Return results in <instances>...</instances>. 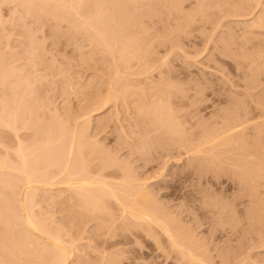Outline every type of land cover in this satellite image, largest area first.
Listing matches in <instances>:
<instances>
[{
    "label": "rangeland",
    "instance_id": "1",
    "mask_svg": "<svg viewBox=\"0 0 264 264\" xmlns=\"http://www.w3.org/2000/svg\"><path fill=\"white\" fill-rule=\"evenodd\" d=\"M44 1L47 0H0V69L2 70L0 71L4 72V78L2 77L4 80L2 83L0 81V103L6 101L5 103L11 108L14 105L19 107L22 104L20 106L21 111H17L18 115L19 111L25 114V110L29 106L31 108L35 107L34 110L38 111H36L38 117H36V114L34 116L37 119L39 118L40 122L32 123L36 118L29 120V124L36 125L35 128L37 129L35 130L45 129L47 126V128H58V122L64 121L65 126L76 127L78 130L84 131L81 142L88 145L93 144V147L96 146L93 150H91L92 148H85V156H88L90 152L92 153V157L88 159L89 164L92 162L96 165L101 162L115 163L112 165H116L113 168L114 170L116 167L122 165L126 167L128 165L130 167L129 169L127 166L128 170L131 171L132 169L131 173L134 174V176L131 175V178L137 177H135L136 181L133 180V182L138 183L141 180L139 182L144 181L145 184L147 181L146 185L142 184L152 191V195L155 193L156 196L151 197H153V200L157 198L159 203L156 199L152 206L156 203L161 204L162 207L158 205L162 208L161 211L168 209L165 214L167 212L172 214L168 213L169 216L174 218L172 221L169 220L171 217L167 214V216L164 215L165 218H169H167L168 224L170 221L173 223L175 220L179 225L176 223V227L174 222L172 226L177 229L178 226L183 227L185 230L182 229L186 233L190 230L195 236L189 234L194 237L191 238L194 240V243H192L195 248L198 247L196 253H201L209 248L205 256H202L205 251L202 252L201 256L205 257L203 259H208L207 261L204 260V263L206 261L212 264H223V261L221 263L220 261L226 258L224 262L227 264L228 258V264H264V214H259L262 215L260 218L257 214L258 218L254 220V224H251L250 220V222L248 221L247 211L250 210L248 208L251 201L244 194V189H242L244 187L239 186V175L237 173L241 168L240 164H249L251 161L253 164H257L256 166H260L262 172H264V166H262L264 165V131L261 132L262 129L259 127H255L256 129L252 127L256 123V119L264 115H260L262 109H264V74L261 71L262 73L259 72L260 74L257 76L258 73H256L264 66V53L263 57L258 58L257 53H259V50L256 48V45L260 44V40L263 38L261 36L264 33V0H179V3L176 0H170V2L173 1L178 5L173 10L168 5L170 3L167 2L168 0H165L167 6L164 5L166 4L164 0L163 3H161V0H118L120 3L117 0H112L114 4L113 2L111 4L107 3L110 7L117 3H119V6H121L120 4L128 5V10H130L132 18L134 17V22L131 21L133 24L136 23V29L139 28L136 32L132 31V33L136 34L137 31H142L141 28L143 29L142 35L139 31L140 33L138 32V35L136 34L133 38L139 41V44L136 43L138 46L134 44V40L132 41L134 46L139 49L137 50L132 46L134 50L131 51L130 48L131 56L127 61L129 65L124 64L119 59L116 52L119 45V43L116 44L117 41H114L115 43L109 41L110 46L115 47H112L115 51L114 54L116 53L114 55L111 48L102 45L100 39L97 38L96 29L90 28L88 22L85 23L80 16L75 14L67 15L65 13H62L65 21L62 19V14V18L59 16V20L58 17L55 19L60 12L55 16H53L54 12L49 14L51 9H48L50 7L46 4H50L51 0L47 1L48 3ZM105 1L101 2L105 3ZM107 2L110 1L107 0ZM158 2L161 3L160 7L157 4ZM43 3L46 5L47 11L45 8L41 9ZM175 3L174 6H176ZM101 6H106V3ZM117 6L115 7L117 8ZM126 6L124 7L126 8ZM102 7L99 8L102 9ZM115 7L114 9H116ZM121 7L118 8L119 12L123 9ZM107 10L110 14L109 7ZM109 16H105V22ZM129 17L131 18V16ZM111 18L108 20L111 21ZM91 19L94 20V15ZM128 19L125 18L126 21H129ZM131 21L129 23H132ZM106 23H109L110 26L114 25L113 22L112 24L108 21ZM86 24L88 25L86 26ZM130 26L133 28H130V30H135L132 24ZM126 27H128L127 23ZM121 29L124 30V28ZM130 30L128 29V33L125 30L124 33H127V35L124 36L128 37L129 35L130 38V34H132ZM122 34L121 36L124 37ZM120 38L117 39L120 41L122 39ZM139 45L141 46L139 47ZM135 49L138 51V55L133 54L136 52ZM261 50L264 52L262 47ZM244 56H252L257 59L258 65H261L259 70H255L258 68L256 66L255 69L248 66L250 64L248 61H244ZM261 70L264 71V67ZM11 83L12 86L14 85V88L11 86L12 89L10 87ZM4 84L5 86H3ZM21 86L23 87L21 88ZM25 92L29 94L27 95ZM18 95L22 97L18 99ZM29 95L30 99L27 98ZM162 97L165 99L163 100L165 103L162 101ZM153 98L156 100H153ZM159 100L162 102L160 103ZM14 101L19 104L13 105ZM152 101H156V103ZM166 101H171V105L169 104L166 107L168 109L172 107L174 109L172 113L176 117L179 115L178 118L183 117L184 121H188L186 124H188V127L190 126V129L193 126L191 133L194 134V137L198 136L199 133L201 134V132L205 134L206 128L208 130L209 128L210 130L213 129V131L216 128L215 131H217L218 127L222 126L223 128L225 124L229 128L227 125L235 121L233 117L240 113L243 116V121L246 118L252 119L256 115L260 116L253 118L252 125L251 123H245L250 127H245L246 125H244V128H242L243 126L240 127L241 130L239 129L240 134L238 135L245 145L236 146L240 147L237 149L234 146L216 148L217 151L206 148L207 151L210 150L211 153H214L210 155L206 151L205 158L198 155V157L196 156L197 159L192 155L187 156L183 149L180 148L182 150L180 152V149L176 148L178 145L174 143V140L177 137L169 135V133L167 135L165 132H163L165 135L162 136V131L153 133L150 130L152 127L146 125V121L150 119L147 118V113L148 117L149 115L153 116V108H157V105L162 103L166 104ZM106 102L107 104H105ZM151 103H153V108H150ZM163 106L166 108L165 105ZM237 107L240 109V113L236 112L235 114V110L239 111ZM243 107L250 111V113L247 111L248 115L244 114L246 110ZM141 108L143 109L140 110ZM151 112L153 114H150ZM85 114H87V117ZM164 114L163 116H165ZM22 116L19 115V117ZM24 116V118L27 117L26 114ZM237 117L239 115L236 116L238 120ZM85 118H89L87 119L89 120L87 127V123H84V127V124H81L86 121ZM261 119L259 121H264ZM26 120L22 119L24 122ZM240 120L238 121L240 122ZM246 120L248 122V119ZM238 121L233 123L237 124ZM20 123L23 122L19 121ZM23 132H20L19 138L21 141L23 139V145L30 146L33 141L37 140L31 133ZM238 135L234 137L236 140L240 139ZM168 136H170L169 138L171 136L175 138L171 140ZM183 136L180 135L179 140H181V137L183 139ZM158 137H161V139H158ZM19 139H16L18 140L16 142L11 132L0 133V140L5 142L9 148H16L17 143L21 142ZM169 140L177 146L172 143L173 147H171ZM166 143L169 145H166ZM243 146H245V151ZM96 149L99 151H96ZM216 153L218 154L216 155ZM1 154L2 150L0 151ZM99 154H101L100 158ZM108 166L110 165L108 164ZM130 181L132 180L130 179ZM262 182L264 183L263 180ZM142 184H137V189H143ZM261 186L259 188L263 187ZM58 187L57 189L56 187L51 189L47 187L46 190L38 191L32 199V207L30 208L33 211L32 215L37 219L39 218L38 220L42 221V223L40 221L42 225L49 227L50 231L57 232L64 240L62 242L72 248L75 262L77 261L80 264H184L189 259L191 263L193 262L189 257L180 258L181 252L179 253L177 248L175 251L177 250L179 257L174 256V250L172 252L168 248L169 239L164 237L165 235L162 237V230L159 229L161 231L159 232L156 227L154 231H158L162 237L159 240L161 247H158L159 244L156 245L157 242L153 243L155 237L159 239L156 236L157 233L150 238L154 239L153 241L148 236L146 241V235L142 234L143 229H146L144 224H133L130 221L131 224L128 226L126 220V226H128L126 229V223L123 221L125 217H122V213L118 212L120 211L119 205L116 207L117 203H113V200L110 201L113 203L111 209H107L110 207L106 205L100 212L97 211L89 215L79 208L80 199L77 200V196L75 197L74 194L73 196L67 190L68 188H65L66 186L60 187L61 189ZM147 187H144L146 192ZM262 189L264 190V188ZM262 189H259L258 192L263 191ZM5 193L7 192L4 190L3 197L0 196V238L2 240L4 234V236H14L15 238H11L13 241L17 237L19 241H27L26 243L23 242L26 244L24 248L26 247L30 252L36 249L40 242L36 241L34 237L30 240L27 239L26 231L16 224L17 218L13 215L20 214L19 199L17 198L14 202L10 194ZM259 193L257 195L261 197L256 196L255 202L253 199V206L256 201L264 200V193ZM17 201L18 205L16 204ZM148 201L152 203V200L149 199ZM126 202L129 203L128 200H125ZM149 205L148 210L155 207L150 208ZM258 205H262L261 208L264 212V205L262 203ZM14 208L17 211L19 210L18 213ZM257 208H260V206ZM144 210L148 211L147 208H144ZM158 210L160 211L159 207L156 211L160 214V219L158 218L159 214H154L156 211L152 214L156 215L155 218L157 217L158 220L162 219L164 221V216H162L164 211L160 213ZM83 212H85V216ZM118 213L121 215H118ZM109 215L114 216L110 217ZM116 216H121L123 223L111 221L113 217L116 219ZM167 221L165 219V222ZM165 222L164 224H167ZM6 223H10L13 229L6 230L4 227ZM114 223L117 224V228ZM150 225L147 226L154 227ZM113 227L115 230H113ZM169 228H171V225H169ZM181 228L178 229L179 232L176 229L178 234H174L179 240L183 239L181 240L183 241L182 245L179 244L180 242L178 244L186 250L192 249L187 247L191 241L188 233L189 237L186 236L187 238L180 239L178 237L179 233L180 235L184 233L183 231L180 232ZM171 229L169 230L171 231ZM110 230L114 233L109 232ZM176 230L172 232L175 233ZM132 231L136 232L135 234L139 232L143 237L134 235ZM107 233L110 236H106ZM148 239L152 242L149 241L150 243H148ZM162 239H164L163 243L166 242L165 244L168 241L167 246L161 243ZM185 242L188 243L185 244ZM7 243L4 242V245ZM170 245L172 247V244ZM202 245L205 249H202ZM200 246L202 251L199 249ZM4 247L3 245L0 246V259L3 262L34 264L32 258L34 260L35 256H30L27 249H23L22 252L24 253H16L14 256L15 261L14 257L13 259L8 255V252L6 253ZM2 251L5 254L1 253ZM168 255L171 256L168 257ZM176 257L179 259H176ZM184 258L186 259L183 262ZM197 258L201 257L198 256ZM189 261H187L188 264H190ZM198 261L200 264L203 262L202 260L201 262ZM194 262L198 264L196 261Z\"/></svg>",
    "mask_w": 264,
    "mask_h": 264
},
{
    "label": "bare ground",
    "instance_id": "2",
    "mask_svg": "<svg viewBox=\"0 0 264 264\" xmlns=\"http://www.w3.org/2000/svg\"><path fill=\"white\" fill-rule=\"evenodd\" d=\"M38 1V0H37ZM48 2L50 1V0H47ZM47 1H44V2H46V3H48ZM101 1H105V0H51L49 3L50 4H46L47 6H49L50 8H48V9H51L50 10V12H49V14H53V12L55 13V14H53V16H55L56 14H58L59 12V15H56V17H55V19L58 17V20L60 19V17L62 18V15L65 13V14H75L76 16H80V18L82 19V20H84L85 21V23H87L88 22V24L91 26H89L90 28H93L97 33L96 34H98V36H97V38H99L100 39V42L102 43V45L103 46H105V47H107V48H111V50H112V52H113V54H114V52L115 51H113L114 49H112V47L113 48H115L114 46H110L111 44H110V42L112 43V42H114V41H117L116 42V44L117 43H119V45H118V51H116L117 52V55H118V57H119V59L124 63V64H128L129 62H127L128 61V58L131 56V51L132 50H134V49H132V46H134V44L135 45H137L138 46V44H139V41H137V40H135V39H133V38H135V35L137 34L138 35V32L140 31H137V33L135 34V33H132V31L133 32H136V30H138V29H136L137 27H135L136 25V23L135 24H133V22H134V20H133V18H132V14L130 13V10H128V5L126 6V5H124V4H120L121 6L123 5V7H121V6H119V3H120V1H118L119 3H117V4H115V5H112V7L114 6H117V8L116 9H114V7L112 8V7H110V5H108V4H111L113 1L112 0H109L110 2H107V0L105 1V3H106V6H104V7H102L101 5H105V3H102ZM158 1V0H157ZM162 1V2H161ZM161 1H159V2H161V3H163L164 1L163 0H161ZM167 1V0H166ZM165 1V2H166ZM173 1H175V0H173ZM173 1H171L172 2V4H171V2H170V0H168L167 2H170V3H168V5L170 6V7H172V10H173V8H177L178 7V5H176L177 3H179L180 1L179 0H176V2L177 3H175V2H173ZM179 1V2H178ZM157 3L158 4V6L159 5H161V3ZM167 2H166V4H164L165 6H167ZM102 3V4H101ZM108 3V4H107ZM174 3H175V5L176 6H174ZM44 4V3H43ZM113 4H114V2H113ZM171 4V5H170ZM39 5L41 6V4L39 3ZM46 5L44 4V5H42L43 6V8H41V9H46V11H47V8H46ZM163 5V4H162ZM174 7H173V6ZM39 6V7H40ZM124 6H126V8L124 7ZM99 7H102V9L101 8H99ZM108 7H109V10H110V14H109V11L107 10L108 9ZM121 7V9L123 8H125L126 10H128V11H126L125 9L123 10L122 9V11H121V9H120V11L121 12H119V9L118 8H120ZM160 7V6H159ZM104 8H107L106 10L104 9ZM110 8H112V9H110ZM131 8V7H130ZM154 8V7H153ZM156 8V7H155ZM175 8V9H176ZM148 9V8H147ZM169 9H171V8H169ZM118 10V12H116ZM132 10V9H131ZM45 11V10H44ZM45 11V12H46ZM106 12V14H104L105 12ZM175 11H177V10H175ZM43 12V11H42ZM57 12V13H56ZM128 14H127V13ZM47 13V12H46ZM63 13V14H62ZM108 13V14H107ZM130 13V14H129ZM49 14H47V15H49ZM62 14V15H61ZM94 15V20H92L91 19V17ZM104 15V16H103ZM111 17H113V18H111ZM116 15V16H115ZM52 16V17H53ZM60 16V17H59ZM105 16H109V17H107V19H106V22L108 21V22H110L111 24H112V22L114 23V25H112V26H110V24L108 25L106 22H105ZM129 16H131V18L129 17ZM116 17H117V20H116ZM128 17H129V19H128ZM112 19L111 21H109L108 19ZM125 18H126V20L128 19L129 21H126L125 20ZM63 20H64V15H63V18H62ZM61 19V20H62ZM138 19V18H137ZM114 20H115V22H114ZM131 20H133V22L131 21ZM139 20V19H138ZM65 21V20H64ZM75 21V20H74ZM125 21H126V23H127V26L129 27H126V23H125ZM132 22V23H129V22ZM56 22V21H55ZM124 22V23H123ZM136 22H138L137 20H136ZM75 23V22H74ZM84 23V22H83ZM128 23H129V25H128ZM88 24H86V26L88 25ZM133 25V27H135V30H130V28L132 27V26H130V25ZM138 24H139V22H138ZM137 24V25H138ZM262 23H261V21H260V25H261ZM125 25V26H124ZM83 26H84V24H83ZM118 26H119V28L121 29V28H124V30L123 29H121V30H123V31H121L119 28H118ZM123 26V27H122ZM139 26H140V24H139ZM138 26V27H139ZM253 26H255V25H253ZM256 26H259V25H257L256 24ZM125 27H126V29H125ZM264 27V26H263ZM130 30V33H132V34H130L131 36H130V38H129V35H128V37L127 36H124V35H127V33L129 32L128 31V29ZM259 28H260V26H259ZM80 29V28H79ZM131 29H133V28H131ZM125 30H127V33H124L125 32ZM141 30L143 31V29L141 28ZM261 30V29H260ZM95 31H94V33H95ZM142 31H140L139 33L142 35ZM122 33H124V34H122L124 37H122L121 36V34ZM261 35V34H260ZM133 36V37H132ZM122 39H121V38ZM131 37H132V39H131ZM138 36H136V38H137ZM139 37H140V35H139ZM138 37V38H139ZM261 37H263L261 40H260V44H257L256 45V48H257V50H259V53H257V57L258 58H261V57H263V51L261 50V47H262V49L264 50V33L262 34V36ZM117 38H120L121 40L119 41ZM140 39V38H139ZM93 40V39H92ZM135 41V43L133 44V42L132 41ZM141 40V39H140ZM110 41V42H109ZM99 42V41H98ZM99 42V43H100ZM138 42V44H136ZM115 43V42H114ZM113 43V44H114ZM116 44H114L115 46H116ZM96 45V44H95ZM99 45V44H98ZM101 45V44H100ZM102 46V47H103ZM141 45H139V47H140ZM135 47V46H134ZM104 48V47H103ZM130 48H131V51H130ZM136 48V47H135ZM117 49V48H116ZM137 50L139 49L138 47L136 48ZM135 49V50H136ZM147 49V48H146ZM136 50V54L135 53H133L134 55H138L137 54V51ZM110 54V53H109ZM116 54V53H115ZM114 54V55H115ZM132 54V55H133ZM112 55V54H111ZM113 55V56H114ZM116 55V56H117ZM142 55V54H141ZM147 55V54H146ZM140 57V56H139ZM256 57V58H257ZM117 58V57H116ZM137 58V57H136ZM147 59V58H146ZM12 61V60H11ZM244 61H248L249 62V64L250 65H248V66H250V67H252L253 69H255L256 67H258L257 69H255L256 71H258L259 70V68L261 67V65H258V63H257V59H255V58H253L252 56H247V57H245L244 56ZM122 63V64H123ZM8 64V63H7ZM123 64V65H124ZM4 65V64H3ZM129 65V64H128ZM128 65H127V67H128ZM258 65V66H257ZM2 66V65H1ZM125 67H126V65H124ZM256 66V67H255ZM260 66V67H259ZM120 67V66H119ZM255 67V68H254ZM264 66H262V68H263ZM261 68V69H262ZM124 69V68H123ZM259 70L258 72H256V73H258L257 74V76L260 74V73H262L263 72V74H264V71L263 70ZM1 70V69H0ZM6 70V69H5ZM21 70V69H20ZM126 70V69H125ZM254 70V71H255ZM2 71V70H1ZM0 71V81H1V83H2V81L4 80L3 78H4V75H3V73L4 72H1ZM118 71H120V70H118ZM253 71V73L254 74H256L255 72ZM262 71V72H261ZM243 72V71H242ZM260 72V73H259ZM5 73H6V71H5ZM9 73V72H8ZM10 74V73H9ZM7 76H8V74H6ZM39 76V75H38ZM120 76V75H119ZM3 77V78H2ZM131 77V76H130ZM139 77V76H138ZM142 77V76H141ZM140 77V78H141ZM253 77H255V76H253ZM9 78V77H8ZM14 78V77H13ZM114 78V77H113ZM6 79V78H5ZM17 79V78H16ZM130 79V78H129ZM9 80V79H8ZM254 80V79H253ZM0 83V84H1ZM4 83H5V81H4ZM16 83V82H15ZM24 83V82H23ZM22 83V84H23ZM257 83V82H256ZM19 84V83H18ZM126 84V83H125ZM17 85V84H16ZM3 86H5V84L3 85ZM12 86V83H11V85H10V87ZM13 88H14V85L12 86ZM12 87H11V89H12ZM19 87V86H18ZM23 86H21V88H22ZM43 87V86H42ZM173 87V86H172ZM17 88V87H16ZM15 88V90H17ZM1 89H2V87H1ZM25 90H27V89H25ZM125 90V89H124ZM19 92H20V90H19ZM23 92V91H22ZM28 92H29V90H28ZM25 93H27V92H25ZM29 93H31V92H29ZM29 93H27V95L29 94ZM36 93V92H35ZM14 94V93H13ZM12 94V95H13ZM24 94V93H23ZM23 94H21V95H23ZM162 94V93H161ZM17 95V94H16ZM20 95V94H19ZM18 95V96H19ZM163 95V94H162ZM164 96V95H163ZM16 97V96H15ZM20 97H22V96H19L18 97V99L20 98ZM10 98V97H9ZM17 98V97H16ZM28 99H30L31 97H30V95L27 97ZM26 98V99H27ZM140 98V97H139ZM163 98V97H162ZM168 98V97H167ZM26 99H24V100H26ZM2 100V99H1ZM13 100V99H12ZM34 100V99H33ZM117 100V99H116ZM153 100H156V99H154L153 98ZM163 100H165L164 98L162 99V101ZM167 100V99H166ZM28 101V100H27ZM36 101V100H35ZM105 101V100H104ZM161 100H159V102L161 103L162 102ZM6 102V101H5ZM3 103V102H1L0 104H1V107H0V133H2V134H5V133H7V132H11V134L13 135V137L15 138V140L16 139H19L20 138V132H23V131H27L28 133H31L32 134V136L33 137H36L37 138V140H35V141H33V143L32 144H30V146H25V145H23V139H22V141H21V139H19V141H21V142H19V144L17 143V147L16 148H9V146H7L6 145V141L4 140V139H2L3 141H5V142H2V140H0L1 141V144H0V149L2 150V154L0 155V196H2L3 194V191L5 190L7 193H9L10 194V197L11 198H13V200H14V202L16 201V199L18 198L19 199V210H20V214H17V215H13V217H15V218H17V223L16 224H18V226L21 228V229H23L24 231H26L25 233H27V234H25L26 235V237H27V239H29L30 240V238H32V237H34L35 239H36V241H38V242H40V243H38V245L35 247L36 249H34L32 246H30L31 248H33L34 250H32V251H30L29 252V250L25 247L24 248V246L26 245V244H24V243H26V242H22V240H20L21 241V243H23V244H21V243H19L20 241L18 240V237H17V239H15V241H13V239H11V238H13V237H11V236H4V231L5 232H7L6 230H8V229H10V228H12L11 227V224L10 223H6L5 225H4V227H5V229L6 230H4L3 231V239L1 240V238H0V246L2 247V245H3V249H5V251H6V253L8 252V255L10 256V257H14L15 256V254L16 253H19V252H21V253H24V252H22V251H24L23 249H27L28 250V252H29V255L31 256L32 255V257H33V255L35 256V258H34V260H33V258H32V261H34V264H78L79 262H75L74 261V258H75V256L73 255V252H72V248L71 247H69L67 244H65V242H62V241H64L63 239H61L62 237L56 232H53V231H50L48 228H47V226H44V225H42L41 223H42V221L41 220H38L37 219V217H34V215H32V209L30 208V207H32L31 206V202H32V199L36 196V194H37V192L38 191H40V190H46V188L48 187L49 189H51V188H55L56 187V189H57V187L58 186H60V187H64V186H66L65 188H68L67 190L68 191H70L71 193H72V195L74 194L75 195V197L77 196V200L78 199H80V201H79V204H80V207L79 208H81V209H83L82 211H86L89 215H92V214H94L95 212H97V211H101V210H103L105 207H106V205L108 206V207H110V208H107V209H111V207H113L112 205H113V203H117V205H115L116 207L118 206L119 207V209H120V211H118V212H120V213H122V217H125V220L123 219V221L126 223L125 224V226L127 225V221H128V226H130V224H131V222H133V224L134 223H137V224H141L142 223V225L144 224L145 226H144V228H146V229H143V233L142 234H145L146 235V241H147V236H148V238L150 239V238H152V236L154 237V235H156V233H157V237H159V239L158 238H154L153 240H154V242L153 243H156V245H158L159 243H160V241L159 240H161V238L163 237V235H165L164 237H166L167 239H169V244H172V247L174 246V248L172 249V247H171V245L169 246V244H168V241H167V244H168V248L169 249H171L170 251H172V250H174V256L175 255H177V257H179L180 256V258H182L183 259V257H189V258H191V260L194 262V261H198V260H200V262H201V260L203 261V262H201V264H212V263H207L206 261L208 260H206V259H203V258H205V257H202V256H205V253H207V250L209 249V248H207V250L203 247V245H202V249H205V250H203V251H205V252H203L202 250H201V246L199 247V249H200V251H202L203 253H204V255H202V252L201 253H196L197 252V248L198 247H196L195 248V246H194V240H192V238H194L195 236L191 233V231L189 230V232H187L188 233V235L190 234H192L193 236H190V238H188V239H190L191 241L189 242V244L191 245V243H192V245H193V247H192V245L190 246L189 244H188V246L187 247H191L192 249H185L184 247H182L181 245V243L183 242V241H181V240H183V239H181V238H187V237H189L188 235H187V233H186V231H184L181 227H179L178 226V229L179 228H181L182 230L180 231V232H184V233H186L185 235H184V233H181V235L183 234V236H181L180 235V233H179V238L181 239V240H179L177 237H175L176 235H174V234H176L177 233V228H175V226H176V223H177V225H179L178 224V222H175V220L173 221V223L175 222V226H172V220L174 219V218H172V216H169V212H167L166 214L169 216V217H171L169 220H171L170 222H169V224H168V221H167V218H165V216H167L166 214H165V212L168 210H163L164 211V214L162 215V216H164V221H162V219L161 220H158L157 219V217L155 218V216L156 215H154V214H159L156 210L158 209V207L160 208V213H163V211H161L162 210V206H161V204H157V206H156V204L154 205V206H152L155 202V200L157 199H155L154 198V200H153V197L154 196H156L155 195V193H153V195H152V191H150L149 189H148V187L147 186H144V185H146V182H145V184L143 183L144 181H142V183L144 184H142L141 182H139V181H141V180H139L138 181V183L137 182H135L136 181V179H135V177L133 178H131V175H133L134 176V174H132L131 173V171H132V169H131V171L130 170H128V168H127V166L128 165H126V167L124 166V165H122V166H119V167H116L115 168V170L113 169L114 168V166H116V165H114V166H112L113 164H115V163H102L101 161V163H99L98 165H96V164H93V162L91 163V164H89L90 162H89V160L88 159H90L91 157H92V153L90 152V154L88 155V156H85V148H92L91 150H93V148H95L96 146H94L93 147V144L91 145H88V144H86L85 142H81V140L83 139V135H84V131H80V130H78L76 127H68V126H65V122L64 121H59L58 122V128H45V129H42V128H40L39 129V127H38V129L39 130H35V129H37V128H35L36 127V123H39L40 121V119L38 118H36V117H38V114H36V111L37 110H34V108H31L30 106L29 107H27V109L25 110L26 111V115H27V117L26 118H24L25 116V114H23V113H20V106L22 105H20L19 107H16L14 104H16V102L15 103H13V105H14V107L13 108H11V107H9L6 103ZM31 102V101H30ZM108 102V101H107ZM107 102L105 103V104H107ZM153 103H156V101L154 102V101H152ZM164 103H165V101H163ZM171 102V101H170ZM170 102H167L166 101V104H163V105H165V107L167 106L168 107V105L170 104L171 105V103ZM7 103H9V102H7ZM11 103V102H10ZM32 103H33V101H32ZM153 103H151V105L153 104ZM3 104V105H2ZM6 104V105H5ZM17 104H19V103H17ZM16 104V105H17ZM159 104V103H158ZM162 104H160V105H155L157 108H153V105L150 107V108H153L154 110H153V112H154V114H155V116H154V114H153V112H151L150 114H153V116L152 115H149V117H148V113H147V118L149 119V121H146V125L148 124V126L149 127H152V128H150V130L151 131H153V133H156V132H160V131H162V133L163 132H165V133H167V135H168V133H169V135L171 134L172 136L174 135L175 137H177V138H175V137H173V138H175V140H174V143L176 144L177 143V145H175L174 143H173V141H171V140H173V138H172V136H171V138H169L170 136H168V138L169 139H171V140H169L170 142H171V144L173 143L175 146H177L176 148H178V149H183L184 151H185V154L188 156V155H192V156H197L198 157V155H202V156H204V158H205V153H206V148L208 149H210L211 151H217L216 150V148H224V147H230V146H234L236 149L237 148H240L242 145H245L244 144V141H242L241 140V138L239 137V135L238 134H240V132H239V129H240V127H242V128H244V125H246L245 127H248L247 126V124H250L251 123V125H252V121H253V118L255 117V116H251L252 117V119H249V118H246V119H248V122H247V120L245 121H243V116H241L240 114V109L239 108H241L240 106H238L237 108H238V110L239 111H236L235 110V114H236V112H238V113H240V114H237V115H239V117H237L238 118V120H240V118L242 119V121L240 120V122L236 119V116L237 115H235L233 118H235L234 120L235 121H238V122H236L237 124H234L233 122H235V121H233V122H231V124L233 123V125H227V126H229V128H227L225 125L223 126V128H222V126H220V128H222V129H220L219 127H218V130L217 131H215L216 130V128L214 129V131H213V129H211L210 130V128H209V130L206 128V130H205V134H203L202 132H201V134L199 133L198 134V136H196V137H194L193 135L194 134H192L191 132H192V128H193V126L191 127V129L188 127V124H186V123H188V121H184L183 120V117H181V119L183 120V123H182V120L180 119V118H178L179 117V115H177L178 117H176L175 116V114H173L172 113V110H173V112H174V109L172 108V107H170V109H168L167 107V110H165L166 108H164V106L162 105ZM237 104V103H236ZM24 105V104H23ZM148 105V104H147ZM34 106V105H33ZM32 106V107H33ZM164 108H162V107ZM25 107V106H24ZM93 107V106H92ZM96 107V106H95ZM234 107H235V105H234ZM16 108H17V110H16ZM149 108V109H150ZM236 108V107H235ZM244 108V110H246V112L245 111H243V112H245L244 114L246 115L247 114V111H249V110H247V109H245V107H243ZM249 108H251V107H249ZM24 109V108H23ZM143 108H141L140 110H142ZM156 109V110H155ZM242 109V108H241ZM18 110H20L19 111V115L21 114V116H22V114H23V118L22 117H19V115H18ZM35 112H34V111ZM40 110V109H39ZM95 110H97V109H95ZM263 111H264V109H262ZM147 111V110H146ZM149 111V110H148ZM262 111V113H260V115H263L264 114V112ZM38 112V111H37ZM92 112V111H91ZM40 113V112H39ZM159 113V114H158ZM165 113V114H164ZM179 113V112H178ZM178 113H176V114H178ZM229 113V112H228ZM249 113H250V111H249ZM248 113V114H249ZM36 114V117L34 116ZM163 114L165 115V116H163ZM243 114V115H244ZM247 114V115H248ZM86 115V117H87V114H85ZM89 115H90V113H89ZM244 115V116H245ZM251 115V114H250ZM259 115V116H260ZM241 116V117H240ZM259 116H257L256 115V117H259ZM39 117H42V116H39ZM85 116L83 115V118H84ZM88 117H90V116H88ZM145 117V116H144ZM248 117H250V116H248ZM255 117V118H256ZM34 118H36L35 120H34ZM51 118V117H50ZM261 118H263V119H261ZM21 119V120H20ZM22 119L23 120H25V119H27L26 120V122H24V121H22ZM86 119V118H85ZM87 119H89V118H87ZM86 119V121L85 122H82L81 124H84V123H87V125H86V127L88 126V124H89V120H87ZM264 120V115L262 116V117H259V119L257 118L256 120L257 121H255L254 123V125H252V127L253 128H255V127H259V128H261V129H258V130H261V132H263L264 131V121H259V120ZM31 120H34V121H32V123H35V124H29L30 123V121ZM79 120V119H78ZM19 121H21V122H23V123H20L19 124ZM43 121V120H42ZM257 122H259V123H257ZM190 123V122H189ZM245 123H247V124H245ZM43 124V123H42ZM80 124V123H79ZM31 125V126H30ZM38 125V124H37ZM50 125V124H49ZM52 125V124H51ZM212 125V124H211ZM217 125V124H216ZM215 125V126H216ZM40 126V125H39ZM53 126V125H52ZM55 126V125H54ZM85 126V124L83 125V127ZM231 126V127H230ZM49 127H51V126H49ZM85 127V128H86ZM148 127V128H149ZM250 127V126H249ZM42 129V130H41ZM219 129H220V131H219ZM248 129V128H247ZM256 129V128H255ZM86 130H87V128H86ZM85 130V131H86ZM191 130V131H190ZM241 130V129H240ZM190 131V132H189ZM242 132V131H241ZM258 132V131H257ZM24 133V132H23ZM152 133V134H153ZM161 133V134H162ZM237 133V134H236ZM25 135V134H24ZM154 135V134H153ZM163 135H165L164 133L162 134V136ZM183 136V135H185V136H183V139H182V137H181V140H179V136ZM201 135V136H200ZM234 135V136H233ZM238 135V137L240 138V139H237L236 140V138H234V137H236ZM160 136V135H159ZM27 137V136H26ZM149 137V136H148ZM185 137V138H184ZM237 137V138H238ZM32 138V137H31ZM30 138V139H31ZM161 139V137H158V139ZM32 140V139H31ZM179 140V141H178ZM29 141V140H28ZM159 141V140H158ZM169 141H167V142H169ZM178 141V142H177ZM241 141H242V143H241ZM16 142H18V140H16ZM26 142V141H25ZM91 142V141H90ZM5 143V144H4ZM149 143H154V142H149ZM155 143H157V142H155ZM160 143V142H159ZM24 144H26V143H24ZM143 144V143H142ZM170 144V146L171 147H173V144L171 145ZM248 144V143H247ZM7 147H6V146ZM157 145V144H156ZM166 145H169V144H167L166 143ZM241 145V146H240ZM13 146V145H12ZM163 146H165V145H163ZM174 146V147H175ZM236 146H240V147H236ZM142 147V146H141ZM147 147V146H146ZM152 147H154V146H152ZM157 147V146H156ZM158 147H159V145H158ZM244 147L245 146H243V149H244ZM180 149V152L182 151ZM214 149V150H213ZM264 149V148H263ZM0 150V151H1ZM207 151V152H209L208 154H212V153H214V152H212L211 153V151ZM96 151H99V150H97L96 149ZM179 151V150H178ZM244 151H245V149H244ZM101 152V151H100ZM179 152V153H180ZM96 153V152H95ZM158 153V152H157ZM97 154V153H96ZM95 154V155H96ZM110 154V153H109ZM204 154V155H203ZM207 154V155H208ZM218 153H216V155H217ZM241 154V153H240ZM94 155V156H95ZM100 155L101 154H99V158H100ZM182 155V154H181ZM184 155V154H183ZM182 155V156H183ZM210 155H208V156H210ZM239 155V154H238ZM246 155V154H245ZM251 155H252V153H251ZM97 156V155H96ZM191 156V157H192ZM234 156V155H233ZM236 156V155H235ZM250 156V155H249ZM105 157V156H104ZM196 157V158H197ZM211 157V156H210ZM216 157V156H215ZM215 157H214V159H215ZM241 157V156H240ZM240 157H238V158H240ZM98 158V157H97ZM96 158V159H97ZM189 158H190V156H189ZM201 158H203V157H201ZM213 158V157H212ZM216 158H218V157H216ZM246 158V157H245ZM249 158V157H248ZM198 159V158H197ZM211 159V158H210ZM247 159V158H246ZM264 159V158H263ZM100 160H102V159H100ZM105 160V159H104ZM103 160V161H104ZM106 160H108V159H106ZM206 160V159H205ZM204 160V161H205ZM213 160V159H212ZM211 160V162L213 163V161ZM217 160V159H216ZM215 160V161H216ZM248 160V159H247ZM261 160V159H260ZM109 161V160H108ZM198 161V160H197ZM203 161V160H202ZM207 161V160H206ZM209 161V160H208ZM242 161V160H241ZM254 161V160H253ZM256 161V160H255ZM98 162H99V160H98ZM257 162V161H256ZM196 163V162H195ZM202 163H204V162H202ZM206 164H207V162H205ZM209 163V162H208ZM230 163V162H229ZM102 164V165H101ZM107 164V165H106ZM108 164L110 165V166H108ZM117 164H118V162H117ZM120 165H121V163H119ZM237 165H239L238 163H236ZM245 164V165H244ZM243 165H241L240 164V166H241V168H240V170H239V172H237L238 173V175H239V181L238 180H236V181H238V182H240V184H239V186L241 185L242 187H244V188H242V189H244V194L245 195H247L249 198H248V200L249 201H251V204H250V206H249V208L248 209H250L249 210V212L247 211V216H248V221L250 220L251 221V224L254 222L255 223V221L254 220H256V218H258V216H259V218H260V216L262 217V215L264 214V212L262 211V209L263 208H261V206L262 205H258V204H260V203H262L263 205H264V200H259V201H256V204L253 206V199H254V202H255V199H256V196H258L257 194L259 193L258 192V190L260 189H262V188H264V183L262 182V180L264 181V172H262L263 170H261V167L260 166H256L255 164H253L252 163V161L251 162H249V164L248 163H244ZM205 165V164H204ZM232 165V164H231ZM203 166V165H202ZM201 166V167H202ZM211 166V165H210ZM225 166V165H224ZM262 166H264V165H262ZM129 167V166H128ZM207 167V166H206ZM230 167V166H229ZM257 167H259L258 169H260V170H258L257 169ZM209 168V167H208ZM215 168V167H214ZM214 168H213V170H214ZM129 169H130V167H129ZM192 171V170H191ZM113 172H115V173H113ZM234 173V172H233ZM214 174V173H213ZM116 175H117V177H116ZM119 176V177H118ZM141 176V175H140ZM130 177V178H129ZM137 178V177H136ZM130 179L132 180V181H130ZM133 180H135L134 182H133ZM207 181H208V179H207ZM134 183L135 184V186H133L132 184ZM142 184L144 187H147L146 189H148L149 191H150V193L148 192V190H147V192H146V190L144 189V187H143V189H141V188H139V189H137L138 187L136 186L137 184ZM263 183V187L261 186V184ZM141 186V185H140ZM139 186V187H140ZM259 186H261L262 188H259ZM60 187H58L59 189H61ZM142 187V186H141ZM259 189H258V188ZM52 190H55V189H52ZM259 190V191H260ZM263 190V189H262ZM246 191V192H245ZM264 191V190H263ZM263 191H261L260 193H264ZM155 192V191H154ZM7 193H5V194H7ZM247 193V194H246ZM259 193V194H260ZM8 194V195H9ZM61 195V194H60ZM73 195V196H74ZM151 196H153V197H151ZM246 196V197H247ZM260 196V195H259ZM258 196V197H259ZM262 196H263V194H262ZM3 197V196H2ZM16 197V198H15ZM245 197V198H246ZM261 197V196H260ZM264 197V196H263ZM11 198H9L10 200H11ZM72 198V197H71ZM74 198V197H73ZM3 199V198H2ZM152 200V203H150V201H148V200ZM263 199V198H262ZM46 200V199H45ZM111 200H113V203L112 202H110ZM125 200L127 201H129V203H125ZM156 201H158V199L156 200ZM144 202H148V203H144ZM154 202V203H153ZM75 203V202H74ZM73 203V204H74ZM143 203H144V205H143ZM158 203H159V201H158ZM17 205H18V201H17V203H16ZM77 204V203H76ZM111 204V205H110ZM145 204H146V206H145ZM148 204H150L149 206H150V208H152V207H154V208H152L153 209V211H152V209H150V210H148L149 208H148ZM235 204V203H234ZM158 205H160V206H158ZM213 205V204H212ZM75 206H77V205H75ZM79 206V205H78ZM141 206H144V207H142L141 208ZM258 206H260V208H257ZM121 207V208H120ZM156 207H157V209H156ZM164 207V206H163ZM30 208V209H29ZM144 208L146 209L147 208V210L148 211H146V210H144ZM15 209V208H14ZM115 209V208H114ZM118 209V210H119ZM155 209V210H154ZM164 209V208H163ZM18 210V211H19ZM113 210V209H112ZM111 210V211H112ZM116 210V209H115ZM260 210V211H259ZM15 211H17L16 209H15ZM14 210H13V213L15 212ZM18 211H17V213H18ZM149 211H152V212H149ZM157 213H156V212ZM109 212H110V210H109ZM117 212V211H116ZM153 212H155L154 214H152ZM82 213V212H81ZM84 213V216H85V212H83ZM169 213V214H168ZM262 213V215H259V214H261ZM88 214H86L87 216H88ZM110 214H111V212H110ZM257 214H258V216H257ZM7 215V214H6ZM118 215H121V214H119L118 213ZM170 215H172V214H170ZM2 216V215H1ZM110 217H112V216H114V215H109ZM257 216V217H256ZM89 217V216H88ZM87 217V218H88ZM117 218L115 219V217H113V220L111 219V221H114L115 223H116V221H119V223L121 224V223H123V221H122V218H121V216H116ZM118 217H119V219L122 221H120L119 219H118ZM176 217V216H175ZM220 217V216H219ZM158 218L160 219L161 218V216H160V214H159V216H158ZM238 218V217H237ZM115 219V220H114ZM165 219H166V221L167 222H165ZM127 220V221H126ZM40 221H41V223H40ZM131 221V222H130ZM161 221V222H160ZM249 221V222H250ZM9 222V221H8ZM130 222V223H129ZM164 222L165 223H167V224H164ZM113 223V222H112ZM114 223V224H115ZM253 223V224H254ZM117 224H118V222H117ZM117 224H115L114 226L117 228ZM149 224H151L150 226H154V227H149V226H147V225ZM233 224V223H232ZM142 225H141V227H142ZM168 225V227H169V225H171V228L172 227H174V228H172V229H174V230H176V232L175 233H173L174 232V230H172L171 228H169V229H171V231L168 229V227H166ZM174 225V224H173ZM113 226V225H112ZM128 226H126V229H127V227ZM132 226V225H131ZM251 226V225H250ZM262 226V225H261ZM3 227V226H2ZM4 227H3V229H4ZM110 227V226H109ZM122 227H123V224H122ZM148 227H149V229H148ZM155 227L159 230H162V232L159 230V232H161V234H162V237L160 236L161 234L158 232V231H154V230H156L155 229ZM177 227V226H176ZM225 227V226H224ZM251 227H254L253 225L251 226ZM59 228V227H58ZM111 228V227H110ZM114 228V227H113ZM132 228H133V226H132ZM143 228V227H142ZM152 228H154V229H152ZM13 229V228H12ZM112 229V228H111ZM131 229V228H130ZM140 229V228H139ZM113 230H115V228L113 229ZM142 230V229H141ZM180 230V229H179ZM179 230H178V232H179ZM188 230V229H187ZM10 231V230H9ZM8 231V232H9ZM134 231V230H133ZM132 231V232H133ZM173 231V232H172ZM12 232V231H11ZM10 232V233H11ZM109 232H111V230L109 231ZM113 232V231H112ZM111 232V233H112ZM14 233V232H13ZM12 233V234H13ZM114 233V232H113ZM112 233V234H113ZM123 233V232H122ZM134 233V235H138V236H140V237H143V235H141V234H139V232L137 233V234H135L136 232H133ZM154 234V235H153ZM160 234V235H159ZM178 234V233H177ZM15 235V234H14ZM115 235V234H114ZM18 236V235H17ZM106 236H110L108 233L106 234ZM181 236V237H180ZM187 236V237H186ZM5 237H7V238H5ZM24 237V236H23ZM22 237V238H23ZM15 238V237H14ZM33 238V239H34ZM117 238V237H116ZM24 239V238H23ZM26 239V238H25ZM108 239V238H107ZM145 239V238H144ZM148 239V243H150V242H152L153 240L152 239H150V240H152V241H150ZM165 239V238H164ZM164 239H162V241H161V243H163V241H164ZM166 239V240H167ZM176 239H177V241H176ZM11 240H12V242H11ZM18 240V241H17ZM156 240H158V241H156ZM165 240V241H166ZM32 241V240H31ZM150 241V242H149ZM187 241V240H186ZM189 241V240H188ZM4 242H8L6 245H4ZM29 242V241H28ZM70 242V241H69ZM170 242H172V243H170ZM180 242V243H179ZM198 242V241H197ZM197 242H196V244H197ZM30 243V242H29ZM33 243H35V242H33ZM120 243V242H119ZM166 243V242H165ZM165 243H163V244H165ZM181 244V245H179V244ZM186 243H188V242H185V244ZM167 244H165V246H167ZM174 244V245H173ZM201 244V243H200ZM70 245H72V244H70ZM155 245V244H154ZM197 245H199V244H197ZM196 245V246H197ZM29 246H27V247H29ZM186 246V245H185ZM158 247H161L160 246V244L158 245ZM171 247V248H170ZM206 247V246H205ZM167 248V249H168ZM177 248V250L179 251V253H180V255L178 254V252H177V250L175 251V249ZM185 251H184V250ZM2 250V249H1ZM77 250V249H76ZM166 252V251H165ZM173 252V251H172ZM177 254H176V253ZM1 253H4L3 251L1 252ZM21 253H19V254H21ZM33 253H36V254H33ZM77 253V252H76ZM5 254V253H4ZM75 254V253H74ZM170 254H171V252H170ZM197 254V255H196ZM172 255V254H171ZM171 255H168V257H170ZM179 255V256H178ZM202 255V256H201ZM73 256H74V258H73ZM201 257V258H197V257ZM3 257V256H2ZM176 257V259H179V258H177ZM228 257V256H227ZM230 257V256H229ZM0 258H1V256H0ZM7 258V257H6ZM15 258V257H14ZM13 258V259H14ZM224 258V257H223ZM12 259V260H13ZM185 259L186 258H184V260H183V262L185 261ZM188 259V258H187ZM220 259V258H219ZM15 261H16V258L14 259ZM78 260V259H77ZM190 260V259H189ZM189 260H186L185 261V263L184 264H188L187 263V261H189ZM204 260H206L205 261V263H204ZM228 258H227V264H228ZM8 261V260H7ZM213 261V260H212ZM223 261V264H225V262L224 261H226V258H225V260L223 259V260H221L220 261V263ZM13 262V261H12ZM27 262V261H26ZM181 262V261H180ZM190 262V261H189ZM193 262L191 263L190 262V264H193ZM230 262V261H229ZM8 263H9V261H8ZM8 263H5V261L3 262L1 259H0V264H8ZM19 263V262H18ZM198 264H200L199 263V261L197 262ZM10 264V263H9ZM12 264V263H11ZM14 264H16V263H14ZM28 264V263H27ZM30 264V263H29ZM80 264V263H79ZM194 264H195V262H194Z\"/></svg>",
    "mask_w": 264,
    "mask_h": 264
}]
</instances>
